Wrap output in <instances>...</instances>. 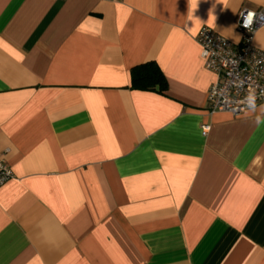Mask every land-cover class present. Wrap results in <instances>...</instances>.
<instances>
[{
    "label": "crops",
    "instance_id": "1",
    "mask_svg": "<svg viewBox=\"0 0 264 264\" xmlns=\"http://www.w3.org/2000/svg\"><path fill=\"white\" fill-rule=\"evenodd\" d=\"M262 7L0 0V264H264V102L211 112L196 41ZM146 62L164 94L131 88Z\"/></svg>",
    "mask_w": 264,
    "mask_h": 264
},
{
    "label": "built area",
    "instance_id": "2",
    "mask_svg": "<svg viewBox=\"0 0 264 264\" xmlns=\"http://www.w3.org/2000/svg\"><path fill=\"white\" fill-rule=\"evenodd\" d=\"M264 26V7L257 11L242 9L239 12L236 29L240 34L239 44L203 27L196 41L201 49L204 67L216 76L207 92L211 112H227L233 115L243 113L249 107L250 94L256 97L255 107L264 102V51L253 45L256 31ZM202 125V135L208 132ZM13 178L12 171L0 157V187Z\"/></svg>",
    "mask_w": 264,
    "mask_h": 264
},
{
    "label": "trees",
    "instance_id": "3",
    "mask_svg": "<svg viewBox=\"0 0 264 264\" xmlns=\"http://www.w3.org/2000/svg\"><path fill=\"white\" fill-rule=\"evenodd\" d=\"M166 79L154 62L143 63L131 71V88L164 94Z\"/></svg>",
    "mask_w": 264,
    "mask_h": 264
},
{
    "label": "clouds",
    "instance_id": "4",
    "mask_svg": "<svg viewBox=\"0 0 264 264\" xmlns=\"http://www.w3.org/2000/svg\"><path fill=\"white\" fill-rule=\"evenodd\" d=\"M191 3L193 6H196V4L198 3V0H191ZM249 100V107L254 108L255 107V100L256 97L253 94H250L249 97L247 98ZM259 123V121H258Z\"/></svg>",
    "mask_w": 264,
    "mask_h": 264
}]
</instances>
